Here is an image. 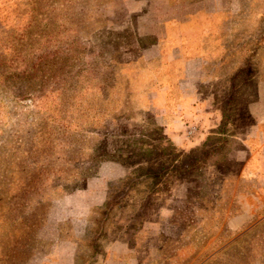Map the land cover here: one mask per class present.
Returning <instances> with one entry per match:
<instances>
[{
    "label": "rangeland",
    "instance_id": "374dc122",
    "mask_svg": "<svg viewBox=\"0 0 264 264\" xmlns=\"http://www.w3.org/2000/svg\"><path fill=\"white\" fill-rule=\"evenodd\" d=\"M262 81L264 0H0V264H264Z\"/></svg>",
    "mask_w": 264,
    "mask_h": 264
},
{
    "label": "crops",
    "instance_id": "0c3cea01",
    "mask_svg": "<svg viewBox=\"0 0 264 264\" xmlns=\"http://www.w3.org/2000/svg\"><path fill=\"white\" fill-rule=\"evenodd\" d=\"M202 50L203 52H210L208 49H207V41L205 40L204 41V44L202 45ZM260 90H261V93H260V97H259V104L261 105V108L264 109V81L261 82L260 84ZM166 91V90H165ZM167 93V91L165 92V94ZM189 91H184V90H181L180 87H179V98H178V101L175 105V110L174 112L175 115L178 114V116L173 120L172 123H169L167 124V131H169V133H172L171 130H169L170 128L172 129V127L174 126V122H177L178 121V117L179 119L181 118L180 116H182L184 110L185 112H188V110L191 108V109H194V103H196V106L197 108L200 107L199 104L196 102V99L195 98H189ZM190 111V110H189ZM176 136L175 133L173 134V137ZM178 137V136H176ZM259 140L260 142H264V135H261L259 136Z\"/></svg>",
    "mask_w": 264,
    "mask_h": 264
},
{
    "label": "built area",
    "instance_id": "2783aa9c",
    "mask_svg": "<svg viewBox=\"0 0 264 264\" xmlns=\"http://www.w3.org/2000/svg\"><path fill=\"white\" fill-rule=\"evenodd\" d=\"M189 132H191V130Z\"/></svg>",
    "mask_w": 264,
    "mask_h": 264
}]
</instances>
